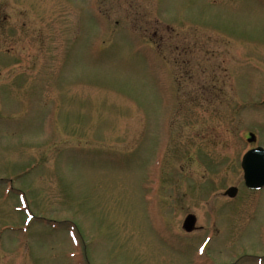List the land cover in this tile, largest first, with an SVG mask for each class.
Returning a JSON list of instances; mask_svg holds the SVG:
<instances>
[{
    "label": "rangeland",
    "instance_id": "rangeland-1",
    "mask_svg": "<svg viewBox=\"0 0 264 264\" xmlns=\"http://www.w3.org/2000/svg\"><path fill=\"white\" fill-rule=\"evenodd\" d=\"M256 147L264 0H0V264H264Z\"/></svg>",
    "mask_w": 264,
    "mask_h": 264
},
{
    "label": "water",
    "instance_id": "water-1",
    "mask_svg": "<svg viewBox=\"0 0 264 264\" xmlns=\"http://www.w3.org/2000/svg\"><path fill=\"white\" fill-rule=\"evenodd\" d=\"M254 134H250L249 142H254ZM241 167L243 169V178L245 186L250 190H260L264 188V149L262 147L253 148L245 153L242 158ZM238 189L230 187L225 195L230 198L236 197ZM196 219L190 215L184 222V229L187 232L193 230Z\"/></svg>",
    "mask_w": 264,
    "mask_h": 264
}]
</instances>
